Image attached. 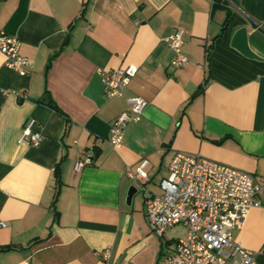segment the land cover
<instances>
[{
	"label": "crops",
	"instance_id": "crops-1",
	"mask_svg": "<svg viewBox=\"0 0 264 264\" xmlns=\"http://www.w3.org/2000/svg\"><path fill=\"white\" fill-rule=\"evenodd\" d=\"M243 27L259 59L233 48ZM178 29L180 68L165 42ZM0 31L31 62L19 74L0 51V264H107L97 256L107 249L109 264H164L187 230L158 237L141 192L127 201L136 184L125 171L143 159L153 194L177 153L264 185V0H0ZM130 65L138 72L125 96L106 97L99 71ZM134 95L148 106L113 147ZM30 119L42 129L36 147L21 142ZM87 152L97 157L77 172ZM258 200L234 239L264 264V190Z\"/></svg>",
	"mask_w": 264,
	"mask_h": 264
},
{
	"label": "built area",
	"instance_id": "built-area-1",
	"mask_svg": "<svg viewBox=\"0 0 264 264\" xmlns=\"http://www.w3.org/2000/svg\"><path fill=\"white\" fill-rule=\"evenodd\" d=\"M184 31L178 29L165 39L175 54L172 65L176 68L187 64L182 52ZM0 51L5 56V66L19 74H26L31 62L20 54L17 37L0 31ZM138 68L130 65L123 69L100 70L99 76L108 98H123ZM4 94L9 91H3ZM128 109L120 114L111 129L110 143L121 146L125 128L141 121L148 102L139 96L127 100ZM28 141L33 147L43 141L42 129L34 119L24 126L21 142ZM94 154L87 152L77 161L75 170L82 171L93 165ZM149 162L141 160L134 168L127 167L125 175L135 184L146 200V214L152 233L163 237L175 226L187 230L185 238L178 239L175 249L168 254L164 264H253L255 255L244 249L234 239L250 210L260 206L259 194L263 183L246 172L202 157L177 153L169 166L168 177L160 183V194L147 189L150 177ZM0 222V227H5ZM109 264L111 256L107 249L97 253ZM128 264V263H121Z\"/></svg>",
	"mask_w": 264,
	"mask_h": 264
},
{
	"label": "water",
	"instance_id": "water-1",
	"mask_svg": "<svg viewBox=\"0 0 264 264\" xmlns=\"http://www.w3.org/2000/svg\"><path fill=\"white\" fill-rule=\"evenodd\" d=\"M232 46L236 50H238L240 53L245 55L248 58H253V59H259L260 57L251 49L249 45V40H248V29L247 27H243L239 29L232 41ZM44 101H48L47 97L44 99ZM138 193V189L136 186H131L129 191H128V197L127 201L130 203L132 198Z\"/></svg>",
	"mask_w": 264,
	"mask_h": 264
},
{
	"label": "trees",
	"instance_id": "trees-1",
	"mask_svg": "<svg viewBox=\"0 0 264 264\" xmlns=\"http://www.w3.org/2000/svg\"><path fill=\"white\" fill-rule=\"evenodd\" d=\"M50 63L51 61L49 62L48 66H47V69L50 68ZM96 155H98V152L95 153ZM97 156L94 155V159H96ZM55 177H56V192H55V200H54V203L53 205L56 206V201L59 197V193H60V189H61V186H62V181H61V169L59 166H57L56 168V171H55Z\"/></svg>",
	"mask_w": 264,
	"mask_h": 264
},
{
	"label": "rangeland",
	"instance_id": "rangeland-1",
	"mask_svg": "<svg viewBox=\"0 0 264 264\" xmlns=\"http://www.w3.org/2000/svg\"><path fill=\"white\" fill-rule=\"evenodd\" d=\"M177 235L183 236V231L181 228H176L166 233V237H169V238H172L174 236L176 237Z\"/></svg>",
	"mask_w": 264,
	"mask_h": 264
},
{
	"label": "bare ground",
	"instance_id": "bare-ground-1",
	"mask_svg": "<svg viewBox=\"0 0 264 264\" xmlns=\"http://www.w3.org/2000/svg\"><path fill=\"white\" fill-rule=\"evenodd\" d=\"M6 33V32H5ZM135 96V95H134Z\"/></svg>",
	"mask_w": 264,
	"mask_h": 264
}]
</instances>
